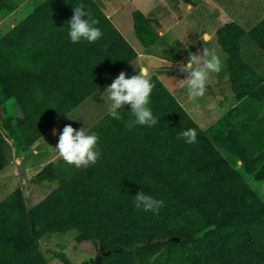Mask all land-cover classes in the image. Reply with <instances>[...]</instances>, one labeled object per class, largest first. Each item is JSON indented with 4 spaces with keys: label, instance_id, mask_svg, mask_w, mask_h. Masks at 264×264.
<instances>
[{
    "label": "trees",
    "instance_id": "16d2710c",
    "mask_svg": "<svg viewBox=\"0 0 264 264\" xmlns=\"http://www.w3.org/2000/svg\"><path fill=\"white\" fill-rule=\"evenodd\" d=\"M81 1L85 11L99 21L96 26L103 33L94 43L70 41L68 22L72 17L56 16L52 23L47 17L38 21L34 13L0 39V127L11 131L15 126L26 146L135 57L96 5L91 0ZM13 4V0H0V11L13 12ZM257 31H262L256 40L264 49V23L252 31V36ZM242 36V30L235 25L219 33L220 44L229 56V72L238 98L253 95L255 85L251 81L244 83L243 77L257 76L240 58ZM74 51L84 56H69ZM33 57L35 62L31 61ZM75 97L78 101L72 100ZM10 99L20 108L21 118L5 113ZM150 108L158 120L155 126L137 125L129 130L126 124L133 116L120 121L108 115L94 127L96 134L102 129L96 164L62 183L33 211H27L21 190L0 202V264H48L38 247L46 235L56 241L75 235L77 246L93 247L99 255L111 252L102 264L121 260L154 264L155 254L149 250L167 239L173 243L180 235L182 253L178 264H209V260L212 264H264V226L255 237L243 232V249L234 247V243L219 246L220 241L214 240L220 235H208L212 230L220 233L232 223L264 217V206L236 207L243 201L240 195L247 194L249 188L240 178L239 169L231 164L230 153L218 149L211 140V131H201L176 101H160ZM189 128L197 131L194 144L177 139ZM8 151L0 131V171L10 156ZM238 152V160L245 166L251 161L256 168H264V154L250 159L242 149ZM138 192L164 202L158 215L135 207ZM207 202L217 209L216 219L211 221L213 217L204 213L203 223L181 232L185 220L182 213L205 210ZM171 257L166 255L164 263L157 264H171ZM59 258L69 264L65 255Z\"/></svg>",
    "mask_w": 264,
    "mask_h": 264
},
{
    "label": "crops",
    "instance_id": "0c3cea01",
    "mask_svg": "<svg viewBox=\"0 0 264 264\" xmlns=\"http://www.w3.org/2000/svg\"><path fill=\"white\" fill-rule=\"evenodd\" d=\"M91 1L133 50L135 57L32 145L24 144L17 136L15 126L11 131H4L10 156L0 171V202L17 190H21L25 198V195H30V185L53 183L58 179L60 165L72 166L55 149L60 133L65 125H71L76 130L84 127L86 134H93L94 127L109 115L111 102L104 95L106 88L122 71L126 78H130L146 69L155 85L149 107L160 101H176L201 131H211V140L218 149L234 145L237 151L242 149L250 159L264 154V49L256 40L262 31L252 36V31L264 23V0ZM77 3L84 2L22 0V22L33 13L38 21L47 17L52 23L56 16L59 19L64 16L70 18L74 14L73 9L79 6ZM10 15L5 10L0 11L4 18ZM230 25L242 30L240 58L257 75L243 77L244 83L251 81L255 85L253 95L244 98H238L234 92L229 56L220 44L219 33ZM203 47L216 49L222 61V71L212 75L205 97L193 102L180 82L186 79V73L179 71V65L187 62L189 53L196 54ZM69 56L84 54L74 51ZM130 110V106L125 105L120 110L121 118L131 117ZM4 111L12 118L22 117L15 102H8ZM1 119L0 113V122ZM101 130L97 134L95 132L98 137ZM97 149L100 154L98 144ZM209 264H212L210 260Z\"/></svg>",
    "mask_w": 264,
    "mask_h": 264
},
{
    "label": "clouds",
    "instance_id": "9594fccd",
    "mask_svg": "<svg viewBox=\"0 0 264 264\" xmlns=\"http://www.w3.org/2000/svg\"><path fill=\"white\" fill-rule=\"evenodd\" d=\"M73 12L74 14L68 22L70 41L73 44L81 40L88 43L98 41L103 35L101 29L96 26L99 21L85 11L82 4L75 7ZM204 39L207 40L208 37L205 36ZM179 71L186 73V79L180 80V82L185 86L189 100L195 102L205 97L212 75L222 71V61L215 48L203 47L196 54L189 53L187 62L179 65ZM138 73V75L126 78V73L120 72L104 93L111 102L108 114L113 119L120 120V110L125 105L130 106L134 119L129 120L126 124V128L129 130L137 125L151 127L158 123L149 107L155 85L146 69ZM53 134H55V130H53ZM181 138L188 144H194L197 142V131L194 128L184 130L177 136V139ZM98 140L99 137L95 133L86 134L84 127L76 130L71 125H65L55 149L67 164L79 169L96 164L99 159V152L96 150ZM134 199L137 209L142 208L143 211H150L156 215L159 214V209L164 207L162 200H157L144 192H138Z\"/></svg>",
    "mask_w": 264,
    "mask_h": 264
},
{
    "label": "rangeland",
    "instance_id": "374dc122",
    "mask_svg": "<svg viewBox=\"0 0 264 264\" xmlns=\"http://www.w3.org/2000/svg\"><path fill=\"white\" fill-rule=\"evenodd\" d=\"M10 2L11 1H9V5ZM13 2L15 3L13 6L16 5V9L13 12L9 11V13L12 15L8 16L7 18L0 16V39L8 36L14 27H17L22 23V0H13ZM6 15L7 13L5 16ZM23 53L25 52H22V54ZM35 60L36 57L31 59L32 62H35ZM20 70L22 71V67ZM72 100L78 101V97H75ZM8 102L10 104L14 103L12 99H10ZM0 113L2 114L3 110H0ZM0 131L4 133L2 127H0ZM232 146L227 145V147H222L221 150H227L230 153L232 157L231 164L239 169L240 178L245 181L249 188L247 194L242 196L240 195L241 201H243L242 203L240 202L241 205L238 204L239 206L237 205L236 207L243 209H254L255 207L258 208L264 206V168L261 166L256 168V166L251 161L248 162L247 166H245L246 163L244 164L242 161L238 160L240 157L238 155L239 152L237 151V148ZM96 150L98 151L97 146ZM261 163L264 164V160ZM85 168L86 167L77 169L75 166L68 168L60 165V169L57 172L58 179L56 181L39 186L30 185V195H25L24 198L27 211H33L41 201H43L47 196L59 188L62 181L70 179L79 170H83ZM231 207H234V205ZM217 212L218 211L213 207L212 202H207L205 210L200 209L197 211V213H189V215H187L186 212L182 213V220H185L183 221V224L181 223L180 231H190L192 230L193 225H197L196 227H198L199 223H203L205 220L204 218L206 215H204V213L213 217L211 221H214L216 219ZM262 226H264V217H259L254 220H242L237 223H232L228 225V227L223 228L220 233L216 230H212L208 233V235H212L214 232H216L213 235L214 237L218 238L220 235L218 239L214 240L215 243H219L220 241L219 246L224 242L229 244L234 243V247L243 249V244L246 243V238L243 236V232H248L247 234L250 237H255L261 232L260 229ZM173 240V243H169L167 241H170V239H167L162 245L149 250L150 253L155 254L152 257L154 264L159 262L164 263L163 261L165 260L166 255L167 257L170 255L172 256L170 259L171 264H178V257H180L182 253V248H180L179 245L181 241V235L178 238H174ZM38 247L41 249V252L48 264H64L59 258L60 255H65V258L68 260L69 264H93L96 258L99 256V254L93 250V247L88 245L77 246L75 235L68 238L64 237L63 241H56L54 238H49V236L46 235L39 240ZM157 257L159 260H157ZM116 263L132 264V262L129 260H121Z\"/></svg>",
    "mask_w": 264,
    "mask_h": 264
},
{
    "label": "water",
    "instance_id": "95a60500",
    "mask_svg": "<svg viewBox=\"0 0 264 264\" xmlns=\"http://www.w3.org/2000/svg\"><path fill=\"white\" fill-rule=\"evenodd\" d=\"M111 255V252L102 253L99 255L93 264H102L103 259Z\"/></svg>",
    "mask_w": 264,
    "mask_h": 264
}]
</instances>
